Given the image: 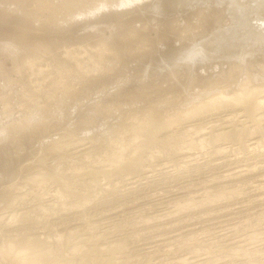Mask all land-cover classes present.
Instances as JSON below:
<instances>
[{
	"label": "rangeland",
	"instance_id": "374dc122",
	"mask_svg": "<svg viewBox=\"0 0 264 264\" xmlns=\"http://www.w3.org/2000/svg\"><path fill=\"white\" fill-rule=\"evenodd\" d=\"M90 1L75 13L65 8L79 0H0V155L13 157L0 158V264H33L35 254L39 264H264V102L247 111L227 99L241 79L264 84V45L210 40L232 27L226 0H134L144 12L125 19L114 12L128 0ZM237 2L236 16L255 6ZM254 11L261 28L264 8ZM191 25L200 40L190 44L181 27ZM164 49L202 50L187 77L205 89L175 92L169 78L149 77L135 97L136 83L113 84L77 108L62 87L82 88L64 63L102 78ZM228 60L240 73L211 82ZM220 95L216 108L184 116ZM151 107L165 122L146 143L128 124Z\"/></svg>",
	"mask_w": 264,
	"mask_h": 264
},
{
	"label": "bare ground",
	"instance_id": "6f19581e",
	"mask_svg": "<svg viewBox=\"0 0 264 264\" xmlns=\"http://www.w3.org/2000/svg\"><path fill=\"white\" fill-rule=\"evenodd\" d=\"M134 0H128L127 4H125L124 6H121V5H118V6H121V7H117L116 8V12H114L115 14H117V16H126L128 12H132L130 14H137L139 12H142L143 9L145 8V5L141 6L144 7L142 8L140 6V4L137 2V3H133ZM221 1H225V0H221ZM227 3L229 4V9H228V14L231 16L232 18V27L231 29L229 30L228 33H225V31H218V32H211L213 33V37L212 39L210 40H213V42L215 43L216 47H223L224 45H228L230 43H232L234 40L236 41H240V42H243L242 44H262L264 45V33L262 32L261 28H264V25H260L261 28H259V24H257L256 22L255 23H251L250 21V14L251 12H253V10L255 11H259L260 9L264 8V0H255V6L252 10L250 9H247V8H244V7H241L240 6V9L242 10L241 11V14L239 16H236V15H233V13L235 12V9L238 7V2L237 0H226ZM51 2V1H50ZM87 0H79V2L77 4H79L78 6H75V7H66L65 9H67L68 11H73L76 13V11H80V9L82 8H87L85 6ZM92 2V0L90 1ZM76 4V5H77ZM46 5V4H44ZM52 5V4H50ZM49 5V6H50ZM132 5V6H131ZM48 6V7H49ZM89 6V5H88ZM46 8V6H44ZM90 7V6H89ZM140 7V8H139ZM50 8V7H49ZM76 8V9H75ZM142 8V9H141ZM91 9V8H90ZM161 9V8H160ZM239 9V10H240ZM4 11H6V8H3ZM51 10V9H49ZM85 10V9H84ZM83 10V12H84ZM117 10H121L120 12L117 11ZM157 10V9H155ZM88 11V10H86ZM254 11V12H255ZM82 12V11H80ZM144 12V11H143ZM69 13V12H68ZM79 13V12H78ZM81 14V13H80ZM110 14H112V12H110ZM144 14V13H142ZM235 14V13H234ZM122 17L125 19V17ZM128 16V15H127ZM209 20V19H208ZM207 19H205V21H208ZM201 21V20H200ZM204 22V18L202 20ZM201 21V22H202ZM213 21V20H212ZM214 22H216L214 20ZM253 22V21H252ZM185 23V28L187 29L189 27V25ZM209 23V22H208ZM259 23V22H258ZM5 25V24H4ZM196 25V23H195ZM216 25V24H215ZM6 27V26H4ZM199 27V24L198 26H196V28ZM217 27V26H216ZM219 27V25H218ZM217 27V28H218ZM196 28L194 26H190V28L188 30L186 29H183L181 27V30L184 32L186 31L188 33L189 36H185V37H188V42L190 43H195V41L197 40H200V38L198 37L199 35L196 34L198 32H195L196 31ZM206 30V29H205ZM205 32V31H204ZM182 33V32H181ZM191 34V35H190ZM200 34V33H199ZM204 34V33H203ZM208 35V34H207ZM204 37V35H203ZM209 37V36H207ZM224 38V40H222L221 38ZM208 39V38H207ZM186 40H184L185 42ZM196 41V42H197ZM183 42V43H184ZM212 42V41H211ZM237 42V43H238ZM183 43L181 45H183ZM187 43V42H186ZM190 43V44H191ZM234 45V44H233ZM237 45V44H236ZM240 45V44H239ZM184 46V45H183ZM203 46V45H202ZM209 47V46H208ZM226 47V46H225ZM205 48V47H204ZM210 48V47H209ZM224 48V47H223ZM172 49V48H171ZM201 49V48H200ZM199 49H197L196 51H193V52H188L187 50H183V52H174L173 50H170V49H164V55L165 54H168V53H171V57L170 59L169 58H166L164 57V55H161L162 59L159 60V58H153V59H147V60H139L138 61V64H137V68L134 67V70L129 73H122L121 71H115L113 74H110V73H106L105 76H103L102 78H96V76L94 78H89V77H86L88 76V74L86 75L82 73V71L80 70L81 68L79 66H76V67H73L75 65H71V64H62V71H64L63 73H66L67 74V78H69L70 81H73L74 83H80L82 84V88H78V89H72L73 87V83L70 84V86H67V85H63V89L65 91V93H71L72 95V99H74V104H76L75 107L78 106L77 103H80L81 101H89V95H92L93 94V91H94V88H96V92L94 91V94H96L97 92L102 94V92L104 91V94H107L105 93V90L106 87H109L113 84L118 85L120 86L119 84L122 83V88H124L125 86L130 85L129 82L132 81L134 83H136V86L135 87H131V93L133 94V96L135 97V95H138L140 94L141 92H144L143 89L141 88V86L144 84V81L146 78H153L154 81H157L160 80L161 78H169V80H171L174 85L170 88L172 91H185V92H191V91H194V90H199V87H202L203 89L204 88V83L206 82L207 83V80L205 82H203V79L200 80V81H197L194 76H195V73L197 71V68L199 66V64H201V60L204 59L205 61V58L208 57L206 56L204 53H202V50L198 51ZM224 50V49H222ZM237 49H235L236 51ZM246 51V50H245ZM122 52V51H121ZM161 52V50H160ZM229 52V51H228ZM233 52V51H232ZM239 53V52H238ZM202 54V55H201ZM226 54V53H225ZM230 54V53H228ZM141 55V54H139ZM227 55V54H226ZM231 55V54H230ZM228 55V56H230ZM235 55V53H234ZM210 56V55H209ZM236 56V55H235ZM120 57V56H119ZM145 58V57H144ZM148 58V57H146ZM229 58V57H228ZM225 59V58H224ZM209 61V60H208ZM179 62H183V63H187L185 66H186V75H185V79L182 80V78H179L178 77V73L176 72V68H180V64ZM170 63V64H169ZM99 64V63H98ZM101 64V63H100ZM142 64V65H141ZM209 64V63H208ZM207 64V65H208ZM77 65V64H76ZM191 65H193L194 67H191ZM210 65V64H209ZM220 65H222L220 63ZM183 67V66H182ZM200 67V66H199ZM202 67V66H201ZM189 68H194V71H193V75L192 77L188 78L187 75L190 74V69ZM204 68V66H203ZM224 68V67H223ZM240 67L237 65V63L235 62H232V60H228V63H227V68L226 70L223 69L225 72L224 73H221V75L218 73V72H221L220 70L218 71V69H222V67H218L217 69V72L218 73L217 75H211V77L209 78V80L212 82L214 81H217L218 79L220 78H224L226 80H232L234 79L238 73H240ZM113 70V69H112ZM206 70V69H205ZM211 70V69H210ZM114 71V70H113ZM112 71V72H113ZM208 70H206L207 72ZM216 71V69H215ZM214 71V72H215ZM205 72V71H204ZM209 72V71H208ZM207 72V74H209ZM210 73L212 74V72L210 71ZM86 75V76H84ZM218 75H219V78H218ZM92 76V75H91ZM90 76V77H91ZM198 76V75H197ZM86 77V78H85ZM249 78V77H248ZM208 79V78H206ZM199 80V79H198ZM240 81V79H239ZM209 82V81H208ZM228 82L230 81H227V84ZM232 82V81H231ZM230 82V83H231ZM237 82V80H236ZM66 83V82H64ZM63 83V84H64ZM131 83V82H130ZM233 83V82H232ZM235 83V82H234ZM156 84V88L159 87V83H155ZM252 84V83H251ZM250 84V80H248L247 78L244 79V81H242L241 79V82L239 83H236V86H230L229 89H235L234 93H230L231 96L229 95V98H227L228 100H230L232 103L234 102H241L242 105H244V108L248 111L249 109L250 110H253L255 108H257L256 106L260 105L261 103L264 102L263 99H260V96L263 95L264 93V84L262 85H251ZM138 85V86H137ZM172 85V84H171ZM140 86V87H139ZM206 87V86H205ZM225 87H228L227 85H225ZM112 88V87H111ZM120 88V89H122ZM140 88V89H139ZM110 89V88H109ZM125 89V88H124ZM228 88L226 90L227 91H230ZM91 90V93L89 92ZM205 91V90H204ZM107 92V91H106ZM171 92V91H170ZM197 93V91H195ZM109 93V91H108ZM199 93V92H198ZM209 93V92H208ZM118 94V93H117ZM188 94V93H187ZM186 94V95H187ZM204 94V92H203ZM201 94V95H203ZM227 94V93H226ZM229 94V93H228ZM119 95V94H118ZM149 95V94H148ZM192 95V94H190ZM223 95V94H222ZM70 96V97H71ZM184 96V95H183ZM194 96V95H193ZM205 96V94H204ZM227 96V95H226ZM106 97V96H105ZM196 97V96H195ZM200 97V96H199ZM208 97V96H207ZM144 98V97H143ZM194 98V97H193ZM225 98V97H222L220 95V99L216 100L215 102H212L213 99H208L206 100L203 105H199L195 108H190L188 110H185V114L184 116L187 117V116H190V112H193L192 114L194 115H197L201 112H205L207 109L209 108H216V106H219L222 104V99ZM71 99V100H72ZM199 99V98H198ZM201 99V98H200ZM203 99V98H202ZM201 99V100H202ZM182 100V99H181ZM189 100V99H188ZM195 100V99H194ZM203 101V100H202ZM132 102V101H131ZM184 102V101H183ZM195 103V102H194ZM132 104V103H131ZM177 104V103H176ZM187 105V104H186ZM204 105H206V107H204ZM72 106V105H71ZM107 106V105H106ZM78 108V107H77ZM152 108L154 107H151V109L148 110V113L146 114V116L144 118H141V119H137L136 122L135 119L136 118H133L131 119V122L128 124L129 127H130V130L133 131V137L134 138H137V137H142L144 139V142H148L150 139H151V136L153 135V130L160 127L161 125H163V123L165 122L163 120L162 117H160L157 113H155V109L152 110ZM177 109V108H176ZM184 110V109H183ZM181 111V110H180ZM167 113V112H166ZM177 113V112H176ZM178 114L180 115V113L178 112ZM256 115V114H255ZM165 116V115H164ZM175 116V115H174ZM183 116V117H184ZM253 118H256V119H259L258 116L256 117H253ZM46 119V118H45ZM22 120V119H21ZM181 120V119H180ZM169 122V121H167ZM241 123V122H240ZM243 124V123H242ZM43 125V124H42ZM40 127V126H39ZM38 127V128H39ZM37 128V127H36ZM36 128H35V131L36 132ZM42 128V127H41ZM19 129V128H18ZM43 129H45L44 125H43ZM264 129V128H263ZM10 130V129H9ZM42 130V129H41ZM40 131V129H39ZM186 131V130H185ZM190 131V130H189ZM14 132V131H13ZM188 132V131H187ZM33 133V131H32ZM198 133V132H197ZM10 135V134H9ZM2 136V135H1ZM18 138V137H17ZM141 138V140H143ZM72 139V138H71ZM1 140V139H0ZM69 138H65V139H59V141H55L54 142V145L53 147H57V145H61V146H65L67 144V142H64V141H68ZM5 142V141H4ZM69 142H71V140H69ZM252 143H255V142H252ZM10 144V143H9ZM69 144V143H68ZM124 144H127V143H124ZM8 145V144H7ZM122 145V143H121ZM9 148V147H8ZM10 149H7V151H2L5 152V153H1L2 155H0L1 159H4L5 157H7V160H11L9 153H10ZM123 149V148H122ZM124 150V149H123ZM121 152V151H120ZM119 152V153H120ZM117 156V155H116ZM119 156L120 154L118 155V158L114 157L112 160L114 162H118L119 160ZM6 160V158L4 159ZM2 161V160H1ZM7 167V166H6ZM117 169V168H116ZM11 249V248H10ZM9 250V249H8ZM4 253V252H2ZM1 253V254H2ZM41 255L40 254H35L33 255L32 257V260H33V264H39L40 260H41ZM19 260L21 263L25 264L26 262H28V264H32L30 263V260L28 257H22L21 255L19 256Z\"/></svg>",
	"mask_w": 264,
	"mask_h": 264
}]
</instances>
